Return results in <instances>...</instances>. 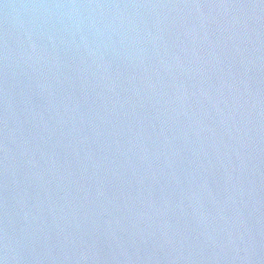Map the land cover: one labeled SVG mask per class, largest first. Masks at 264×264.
I'll list each match as a JSON object with an SVG mask.
<instances>
[{
  "label": "water",
  "instance_id": "1",
  "mask_svg": "<svg viewBox=\"0 0 264 264\" xmlns=\"http://www.w3.org/2000/svg\"><path fill=\"white\" fill-rule=\"evenodd\" d=\"M0 264H264V0H0Z\"/></svg>",
  "mask_w": 264,
  "mask_h": 264
}]
</instances>
